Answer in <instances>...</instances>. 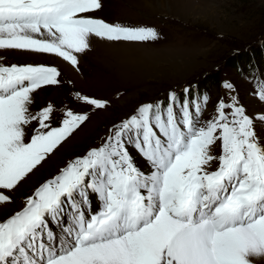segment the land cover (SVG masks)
Wrapping results in <instances>:
<instances>
[{
  "label": "snow or ice",
  "instance_id": "6c2138e0",
  "mask_svg": "<svg viewBox=\"0 0 264 264\" xmlns=\"http://www.w3.org/2000/svg\"><path fill=\"white\" fill-rule=\"evenodd\" d=\"M103 0H0V49L55 54L77 67L91 39L156 40L154 28L93 16ZM43 64L0 65V204L74 130L87 112L52 104L33 111L34 93L60 85ZM228 99L208 113L210 95L139 104L98 146L69 160L0 220V264H255L264 259V138L224 81ZM264 101V81L256 93ZM93 110L108 101L75 92ZM208 113L206 116L205 114ZM31 131V134L29 132ZM218 155H213L216 147ZM149 164L141 169L129 148ZM218 162L216 168L212 164ZM94 200L96 202L94 206Z\"/></svg>",
  "mask_w": 264,
  "mask_h": 264
},
{
  "label": "rangeland",
  "instance_id": "374dc122",
  "mask_svg": "<svg viewBox=\"0 0 264 264\" xmlns=\"http://www.w3.org/2000/svg\"><path fill=\"white\" fill-rule=\"evenodd\" d=\"M93 15L109 23H150L144 27L154 28L158 38L145 42H110L93 37L90 48L78 54L77 67L55 54L0 49L1 64H43L61 72L60 85L45 86L33 94L35 111L49 104L56 110L62 104L89 107L75 99L76 91L110 102L106 109L91 112L76 134L69 135L67 141L66 138L22 181L12 193L15 202L25 188L37 187L38 182L64 164L61 159L80 151L134 104L165 96L174 85L180 91L188 82L196 83L200 93L207 92L210 95L208 113L213 112L220 98L228 99L229 93L222 88V83L230 78L237 84L236 92L242 95L249 112L259 111L260 103H264L256 94V82H250L243 68L248 63L250 66V60L257 61L259 76L264 81V66H261L264 64V0H103V9ZM260 38L262 45H259ZM250 46L256 54L253 58L246 50ZM211 71L218 73L219 84L211 83L210 79L206 83L201 80ZM178 94L182 96L183 92ZM56 121L55 114L52 125ZM258 122L260 125L255 121L262 129L264 122ZM219 153L217 146L212 154ZM49 162L50 166H45ZM217 166L218 162L212 164V168ZM17 206L14 202L4 204L0 217Z\"/></svg>",
  "mask_w": 264,
  "mask_h": 264
},
{
  "label": "bare ground",
  "instance_id": "6f19581e",
  "mask_svg": "<svg viewBox=\"0 0 264 264\" xmlns=\"http://www.w3.org/2000/svg\"><path fill=\"white\" fill-rule=\"evenodd\" d=\"M17 52H18V53H24V54H26V53H29V54L33 53V52H22V51H21V52H20V51H16L15 53H17ZM49 54H50V53H49ZM44 87H45V86H44ZM46 87H49V86H46ZM259 125H260V124H259ZM93 127H94V126H92L91 128H93ZM255 130H256V132L259 134L260 137L264 138V124H263V128L260 129V128L257 126V124L255 123ZM77 131H78V130L76 129L73 133L76 134ZM71 136H72V135H71ZM71 136H70V137H71ZM84 136H85V134H84ZM84 136H83V137H84ZM70 137H69V138H70ZM69 138H67L66 141H67ZM64 142H65V141H64ZM64 142H62L61 144H63ZM67 145H68V144H67ZM50 164H51V163L49 162V163L46 164L45 166L48 167V166H50ZM35 174H36V173H35ZM36 175H37V174H36ZM32 177H34V175L31 176V178H32ZM31 178H29V180H28L29 182H31ZM29 186H31V185H29ZM3 206H4V204H2V206H0V211H1L2 209H4V208H2ZM255 262L258 263V264H264V259H256Z\"/></svg>",
  "mask_w": 264,
  "mask_h": 264
}]
</instances>
